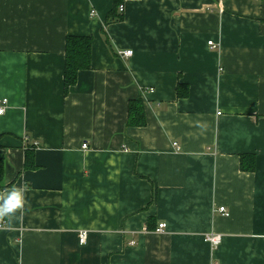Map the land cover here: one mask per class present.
Listing matches in <instances>:
<instances>
[{"label":"crops","instance_id":"obj_1","mask_svg":"<svg viewBox=\"0 0 264 264\" xmlns=\"http://www.w3.org/2000/svg\"><path fill=\"white\" fill-rule=\"evenodd\" d=\"M113 6L0 0V191L27 201L0 264H264V0ZM67 35L91 54L65 91Z\"/></svg>","mask_w":264,"mask_h":264},{"label":"trees","instance_id":"obj_2","mask_svg":"<svg viewBox=\"0 0 264 264\" xmlns=\"http://www.w3.org/2000/svg\"><path fill=\"white\" fill-rule=\"evenodd\" d=\"M122 0H114V6L107 14L106 22L117 20L120 14L116 13V7ZM65 60L63 84L65 91L75 83L80 70L90 67L91 37L88 35H67L65 38ZM144 106L140 97L131 99L127 106V124L142 125L145 123ZM28 154L24 157V168L33 167L34 163ZM239 166L243 170L252 171L255 167V158L252 153L240 154ZM4 174V165L0 161V187Z\"/></svg>","mask_w":264,"mask_h":264},{"label":"clouds","instance_id":"obj_3","mask_svg":"<svg viewBox=\"0 0 264 264\" xmlns=\"http://www.w3.org/2000/svg\"><path fill=\"white\" fill-rule=\"evenodd\" d=\"M26 203L23 186H13L10 190L0 191V221H4L5 218L8 220L16 218L17 212L23 214Z\"/></svg>","mask_w":264,"mask_h":264},{"label":"built area","instance_id":"obj_4","mask_svg":"<svg viewBox=\"0 0 264 264\" xmlns=\"http://www.w3.org/2000/svg\"><path fill=\"white\" fill-rule=\"evenodd\" d=\"M120 10H122V8H120ZM211 47L215 48L217 47V45L215 43L212 42V40H209L207 42ZM119 54L123 57H128L132 54V50L131 49H121L119 50ZM7 104V99L6 98H0V113H3L4 108ZM174 145H176V143H173ZM82 147H86V143L82 144ZM219 211L224 213L225 215H227L228 213L225 211V208L223 206H220ZM166 226V223L164 221L158 222L155 230L157 232L162 231ZM84 237H85V232L82 231L81 233H79V241L80 243L84 242ZM204 239L205 241H207L211 247H215L219 244L220 240H221V235L219 233H215V232H208L205 233L204 235ZM212 264H216V263H212Z\"/></svg>","mask_w":264,"mask_h":264}]
</instances>
